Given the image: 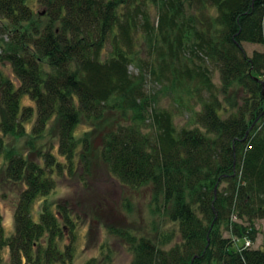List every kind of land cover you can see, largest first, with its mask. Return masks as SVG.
I'll list each match as a JSON object with an SVG mask.
<instances>
[{"label":"trees","instance_id":"16d2710c","mask_svg":"<svg viewBox=\"0 0 264 264\" xmlns=\"http://www.w3.org/2000/svg\"><path fill=\"white\" fill-rule=\"evenodd\" d=\"M244 43L264 47V0H0V156L5 177L22 189L11 263H73L72 245L58 244L60 215L44 203L35 222L31 206L51 194L63 170L52 149L70 172L79 146L88 164L90 144L75 129L118 111L129 123L105 134L102 161L122 184L150 186L180 234L170 249L172 232L157 242L128 237L131 264H264V247L239 249L232 239L254 242L252 223L264 220V52L248 56ZM149 81L167 87L194 128H177ZM235 85L241 104L228 97ZM53 120L57 145L37 148V161L8 144L28 137L25 145L37 150ZM234 212L240 223H230ZM41 240L46 246L33 254Z\"/></svg>","mask_w":264,"mask_h":264},{"label":"rangeland","instance_id":"374dc122","mask_svg":"<svg viewBox=\"0 0 264 264\" xmlns=\"http://www.w3.org/2000/svg\"><path fill=\"white\" fill-rule=\"evenodd\" d=\"M34 13H43L44 8L36 3L30 5ZM243 49L248 56L254 51L264 52V47L244 43ZM1 67V63H0ZM134 72V69H130ZM5 74H11L7 68ZM213 81L216 86H221L220 74L213 71ZM149 93H157L158 106L171 110L174 115V123L178 129L182 127L194 128L192 116L181 108H177L173 96L169 95L167 87L163 88L149 81L147 87ZM243 90L235 85L229 90V98L235 99L241 104ZM24 105H31L30 100L25 97ZM226 115L224 116V118ZM129 120L125 119L118 111L107 112L104 118L97 122L82 120L74 131L78 140L86 138L90 144V151L86 156L88 164L81 158L83 151L79 146L77 156L73 162V171L68 170L66 157L60 156L59 151L54 147L52 153L58 162L63 166L61 172L54 173L55 189L45 198H37L31 206L32 219L37 222L42 205L47 203L53 214H59L58 225L63 231V238L59 237V247L63 251L65 246L72 245L75 249L73 263L84 264L90 259L109 260V264H131L133 261V250L128 242V237L148 238L158 241L160 235L174 233L175 240L165 249H170L174 244L180 242V234L177 223L168 221L166 216L158 211V206L152 197L150 186L132 189L122 184L112 176L107 165L101 159L102 141L105 134L114 130L118 125H126ZM56 121L50 125L46 137L36 146L42 151L50 149V145L56 146L54 136L56 135ZM28 137L20 140L10 139V147L19 148L30 160L37 161V150H31L25 145ZM28 141V140H27ZM0 156V235L5 245H0V264H12L10 261V250L8 241L15 232L14 214L18 203V185H13L4 173L6 161ZM68 165V166H67ZM241 174V173H240ZM239 174V179H240ZM226 185L221 184L220 189ZM158 204V203H157ZM159 203L158 205H160ZM162 208V207H161ZM160 208V209H161ZM68 217L69 223H63ZM240 221L236 212L230 218V223ZM65 224V225H64ZM255 231V241H251L249 249L258 250L264 247V220H256L252 223ZM219 231L224 238H230V232L226 230L225 223L219 226ZM234 240L235 248H245L243 240ZM246 241V240H245ZM46 243L39 242L33 245V254L38 247L44 249Z\"/></svg>","mask_w":264,"mask_h":264},{"label":"built area","instance_id":"2783aa9c","mask_svg":"<svg viewBox=\"0 0 264 264\" xmlns=\"http://www.w3.org/2000/svg\"><path fill=\"white\" fill-rule=\"evenodd\" d=\"M245 248H248L251 246V242L248 239H245Z\"/></svg>","mask_w":264,"mask_h":264},{"label":"flooded vegetation","instance_id":"af4514ba","mask_svg":"<svg viewBox=\"0 0 264 264\" xmlns=\"http://www.w3.org/2000/svg\"><path fill=\"white\" fill-rule=\"evenodd\" d=\"M2 240V237H1V235H0V241Z\"/></svg>","mask_w":264,"mask_h":264}]
</instances>
